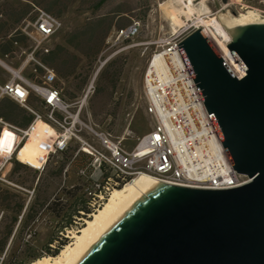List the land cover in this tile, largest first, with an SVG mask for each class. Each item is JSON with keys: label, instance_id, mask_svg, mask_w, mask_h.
I'll return each instance as SVG.
<instances>
[{"label": "water", "instance_id": "1", "mask_svg": "<svg viewBox=\"0 0 264 264\" xmlns=\"http://www.w3.org/2000/svg\"><path fill=\"white\" fill-rule=\"evenodd\" d=\"M214 5L225 11L227 0ZM176 45L232 168L249 180L214 189L147 179L73 264H264V23L231 32L240 78L201 28Z\"/></svg>", "mask_w": 264, "mask_h": 264}, {"label": "built area", "instance_id": "2", "mask_svg": "<svg viewBox=\"0 0 264 264\" xmlns=\"http://www.w3.org/2000/svg\"><path fill=\"white\" fill-rule=\"evenodd\" d=\"M138 26V22H132L120 27L115 31V36L127 39L137 32ZM60 27L61 21L58 17L38 9L33 19L21 28L31 41V48L21 51V54L24 55V61H32L42 68L41 82H32L22 75L23 63L17 69L4 64L10 76L0 81V98L9 97L28 108L34 117L27 127L17 129L12 149L0 152V181L10 183L2 176L1 170L12 157L17 159L16 151L26 140L36 120L47 122L57 133L50 142L48 154L65 149L72 137L80 143V150L86 154H97L92 162V171L87 175L90 188H85L88 196L86 208L89 211L100 206L111 189L119 187L140 173H146L153 179L166 183L214 189L235 187L249 180L246 175L232 168L177 48L176 44L197 28L192 22H186L185 25L163 35L147 58L142 88L144 109L150 116L151 128L136 137V143L130 149L121 144V139L115 140L107 133L97 132L79 119L91 83L81 99L65 103L61 99L59 89L52 85L55 80L53 69L35 58L36 50H49V41ZM31 92L40 96L44 114L28 106ZM71 106L73 109H70ZM56 111L63 114L62 118L56 115ZM2 124L5 123L0 118V125ZM83 128L95 135L103 152L80 137L79 132ZM162 138H169V145H162ZM102 164L110 169L112 174L105 177ZM80 172L85 174L84 169ZM3 214L0 209V221ZM20 218L21 215L18 216V222Z\"/></svg>", "mask_w": 264, "mask_h": 264}, {"label": "rangeland", "instance_id": "3", "mask_svg": "<svg viewBox=\"0 0 264 264\" xmlns=\"http://www.w3.org/2000/svg\"><path fill=\"white\" fill-rule=\"evenodd\" d=\"M25 1L29 2L30 10L26 18L20 21L18 25L19 29L33 19L38 9L46 11L44 9L45 6L51 8V11L47 12L58 17L61 21V27L49 41V49L56 43L61 42L64 36L67 37L76 26L83 24L88 19L99 16H105L107 18V23L110 26L94 57L90 60L83 58V68L79 70V77L76 79L69 78L71 85L69 88L70 91H73V86L77 82L85 78L82 89L76 93V97L74 98L61 99L65 103H72L81 99L89 84L92 82V86L79 113V119L97 132L107 133L115 140L121 139V144L126 149L132 148L136 143V137L141 136L151 128L150 116L144 109L145 103L142 88L143 71L147 58L157 46V41L163 35L173 31L168 10L171 6H176L175 0H104L99 6L97 5L100 0ZM192 8V14L194 16L198 14L204 20L222 16L216 11L213 0H193ZM248 9L251 10V17L257 20L264 18V0H227L226 10H228V16L244 13ZM180 15L184 18L183 14ZM132 22L139 23L138 30L134 35L127 39L117 38L115 36L117 29L127 26ZM186 22L189 23L190 21ZM35 58L39 60V56H35ZM19 59V65L23 63L21 73L24 76L23 72L26 69H30V64L34 62L24 61V55L19 54L12 61ZM111 59H115L114 64L108 69V74L114 75L111 76V81H108L106 78L97 80L99 69L105 62ZM90 61L91 63H89ZM7 64L14 67L12 63ZM9 76L10 73L7 69L0 68V81L7 79ZM112 82H114V87L111 85ZM96 85H98V93L95 95L93 92ZM39 101L40 96L31 92L28 105L44 114L45 109L39 104ZM70 109H73L72 106ZM55 113L58 117L62 118L63 114L60 111H56ZM79 135L98 151H104L98 139L87 128H83L79 132ZM54 138L52 137L47 140V143L50 144ZM69 141L72 143V146L74 142H78L73 137ZM56 153L50 154L55 155ZM80 153L77 162L64 166L61 174L56 179L58 186L56 184L52 185L49 189L50 192L55 188L52 192L55 194L60 187H70L75 182L76 177H79L82 184V191L85 193V200H88L85 188H90V181L87 175L92 171V162L97 154H86L82 150H80ZM59 159V155L49 157L48 169H53ZM44 164L40 166L39 170H42ZM10 166L11 164L8 162L1 170V174L6 180ZM82 169L85 170V174L80 172ZM105 170L107 175L112 174L110 169L105 167ZM105 170L102 168L103 172ZM24 177L30 178L29 175H24ZM33 186L34 184L32 187H20L26 193L24 206L34 196ZM91 212H79L80 215L74 216L71 225L65 227L63 231L58 233L59 238L65 239L64 244L70 241L67 237L68 230H77L80 228L83 223L82 218H87ZM59 223L50 214L40 210L25 228L23 241L33 238L32 244H30L33 251H42L44 243L53 235ZM30 230L34 231L33 237H30ZM59 242V240H55L50 246L54 247Z\"/></svg>", "mask_w": 264, "mask_h": 264}, {"label": "trees", "instance_id": "4", "mask_svg": "<svg viewBox=\"0 0 264 264\" xmlns=\"http://www.w3.org/2000/svg\"><path fill=\"white\" fill-rule=\"evenodd\" d=\"M103 1L100 0L97 6ZM44 9L51 11L49 6H45ZM29 10V2L25 0H0V59L6 63L17 65L21 58L12 60L22 50L28 51L31 48L30 39L18 28L20 21L26 18ZM109 26L105 16L90 18L76 26L67 37L64 36L61 42L56 43L47 52L39 50L34 52L35 56H39L41 63L53 69L55 80L52 85L60 89L61 98H74L76 93L82 89L85 78L73 86V91L69 90L71 86L69 78L79 77V70L83 68V58L90 60L94 57ZM114 62L115 59L105 62L98 71L97 80L106 78L111 81V76L114 75L108 74V69ZM30 65V69L23 72L24 76L32 82H41L42 68L34 63ZM111 85L114 87V82ZM97 93L98 85L93 94ZM28 101L30 102V96ZM39 104L42 106L41 101ZM0 117L4 120H12V117L6 114L0 113ZM31 118V115L28 116L21 124H27ZM14 137L12 131L3 130L0 135V152H7L12 148ZM71 144L69 141L65 149L55 154L59 155L60 159L51 170L48 169V160L49 157L55 156L53 154L48 155L42 170L22 163L14 157L9 160L11 166L7 180L12 184L0 181V209L4 212L0 221V264H29L39 258L54 257L65 241L59 238L58 233L71 225L74 216L80 215L79 211L89 212L79 177H76L70 187H60L55 194L52 193L55 188L51 192L49 190L52 185L58 186L56 179L64 166L77 162L80 157L79 143L74 142L73 146ZM102 168L105 170L104 165ZM24 175H29L30 178ZM104 176H107L106 170ZM33 184L34 196L23 209L26 193L20 187H32ZM40 210L50 214L60 223L53 235L44 243L43 250L38 252L33 251L30 245L33 238L23 241V232ZM19 215L21 218L18 222ZM29 233L30 237L34 236V231L30 230ZM55 240L60 242L51 247L50 244Z\"/></svg>", "mask_w": 264, "mask_h": 264}, {"label": "bare ground", "instance_id": "5", "mask_svg": "<svg viewBox=\"0 0 264 264\" xmlns=\"http://www.w3.org/2000/svg\"><path fill=\"white\" fill-rule=\"evenodd\" d=\"M176 6H171L168 16L172 23V30L192 22L197 28L203 27V34L219 52L228 69L238 77L244 74V69L236 63L230 54L227 43L231 39V32L234 28L247 23L262 22L264 18L257 20L251 17V10L238 15L228 16V10L218 11L222 16L202 19L198 14H192L193 0H175ZM226 9V7H225ZM180 14L184 15L182 18ZM232 14V13H231ZM92 83V82H91ZM55 129L43 120H36L29 131L24 143L19 147L16 158L31 166L39 167L48 154L50 144L47 140L56 137ZM52 141V140H51ZM162 145H169V138H162ZM147 179H153L146 173L134 175L129 181L111 189L107 198L95 210L88 214L87 218H82V226L77 230H68L67 237L70 241L64 244L57 255L51 258H39L29 264H73L82 254L91 247L102 231L108 226L121 205L129 199ZM158 181V180H156Z\"/></svg>", "mask_w": 264, "mask_h": 264}, {"label": "crops", "instance_id": "6", "mask_svg": "<svg viewBox=\"0 0 264 264\" xmlns=\"http://www.w3.org/2000/svg\"><path fill=\"white\" fill-rule=\"evenodd\" d=\"M19 55H21V53ZM4 64L8 65L5 61L0 59V68L6 69ZM20 65L18 63L17 65H14V67L13 66H10V67L17 69ZM29 107L33 110H37V109L33 108L32 106H29ZM0 113L4 114V115L6 114V115H8V117H12V120H4L3 118L0 117L5 123V124L0 125V127H1L0 135L2 134L4 129L12 131L14 133V135L17 134V129H23V128L27 127L32 122L33 117H34L33 113L28 108L21 106L16 101H14V100L10 99L9 97H6V96L0 98ZM30 115L32 116L31 120L25 125L21 124ZM18 149H17V151H18ZM17 151H16V153H17Z\"/></svg>", "mask_w": 264, "mask_h": 264}, {"label": "flooded vegetation", "instance_id": "7", "mask_svg": "<svg viewBox=\"0 0 264 264\" xmlns=\"http://www.w3.org/2000/svg\"><path fill=\"white\" fill-rule=\"evenodd\" d=\"M213 3H214V0H213ZM215 6V5H214Z\"/></svg>", "mask_w": 264, "mask_h": 264}, {"label": "snow or ice", "instance_id": "8", "mask_svg": "<svg viewBox=\"0 0 264 264\" xmlns=\"http://www.w3.org/2000/svg\"><path fill=\"white\" fill-rule=\"evenodd\" d=\"M7 135V133H5Z\"/></svg>", "mask_w": 264, "mask_h": 264}]
</instances>
